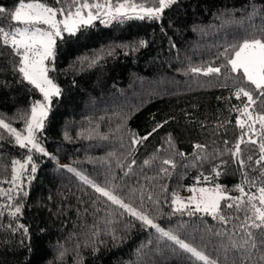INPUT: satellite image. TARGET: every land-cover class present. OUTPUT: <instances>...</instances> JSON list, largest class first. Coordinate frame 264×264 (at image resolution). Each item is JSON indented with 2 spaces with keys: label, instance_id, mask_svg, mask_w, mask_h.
Listing matches in <instances>:
<instances>
[{
  "label": "trees",
  "instance_id": "1",
  "mask_svg": "<svg viewBox=\"0 0 264 264\" xmlns=\"http://www.w3.org/2000/svg\"><path fill=\"white\" fill-rule=\"evenodd\" d=\"M21 1L0 0V264H264V84L230 62L264 43V0H172L63 33L47 68L59 93L34 132L49 154L11 131L41 98L2 35ZM198 185L225 191L216 211L173 206Z\"/></svg>",
  "mask_w": 264,
  "mask_h": 264
},
{
  "label": "rangeland",
  "instance_id": "2",
  "mask_svg": "<svg viewBox=\"0 0 264 264\" xmlns=\"http://www.w3.org/2000/svg\"><path fill=\"white\" fill-rule=\"evenodd\" d=\"M171 1L161 0L157 7L130 4L127 0H61V4L56 6L46 5L37 0L21 1L12 12V19L16 24L11 29H2V35L10 45L20 51L23 75L38 89L41 98L32 106L28 122L24 125L23 130L18 131L11 128L18 144L43 150L49 154L35 140L34 132L41 129L44 123L51 97L59 93L58 86L47 73L48 61L52 58V49L57 38L61 37L63 33H74L78 26L90 24L95 20L108 24L123 17H157ZM230 62L234 70L240 69L246 79L255 86L264 84L263 42L255 40L243 43L234 53ZM0 122L8 126L5 122ZM14 166L15 174H17L18 166ZM78 176L88 181L84 175L78 173ZM94 187L122 205L133 216L168 234L154 220L108 189ZM224 195L225 191L219 185L192 186L185 192L174 196L173 206L175 208L192 206L196 210L212 213L217 210L219 201ZM182 245L194 255L206 259L198 250L186 243H182Z\"/></svg>",
  "mask_w": 264,
  "mask_h": 264
}]
</instances>
